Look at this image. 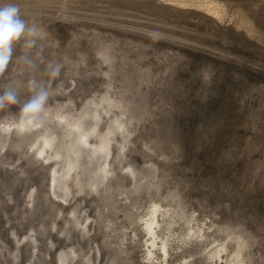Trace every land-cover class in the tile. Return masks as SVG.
<instances>
[{"label":"rangeland","instance_id":"374dc122","mask_svg":"<svg viewBox=\"0 0 264 264\" xmlns=\"http://www.w3.org/2000/svg\"><path fill=\"white\" fill-rule=\"evenodd\" d=\"M5 4L0 264H264V0Z\"/></svg>","mask_w":264,"mask_h":264},{"label":"clouds","instance_id":"9594fccd","mask_svg":"<svg viewBox=\"0 0 264 264\" xmlns=\"http://www.w3.org/2000/svg\"><path fill=\"white\" fill-rule=\"evenodd\" d=\"M32 33L34 28H27L26 22L20 15L19 6L14 4L0 5V74L6 71L13 57V46L25 34ZM32 84L35 81L31 82ZM47 92H40L30 99L21 110L25 113L39 112L47 99ZM18 103L17 94L11 89H5L0 95V108Z\"/></svg>","mask_w":264,"mask_h":264},{"label":"bare ground","instance_id":"6f19581e","mask_svg":"<svg viewBox=\"0 0 264 264\" xmlns=\"http://www.w3.org/2000/svg\"><path fill=\"white\" fill-rule=\"evenodd\" d=\"M27 114V113H26ZM120 115H121V111H119L118 113V117H117V126L120 128L122 126V121H120ZM77 120V119H76ZM71 122V121H70ZM76 123V122H75ZM23 124L29 128L30 130H33V129H36V123L33 122L32 118H31V115H25L23 117ZM80 124V123H79ZM9 126V125H8ZM78 126V125H77ZM81 128V127H80ZM90 131V130H89ZM4 132L8 134V130L7 129H4ZM109 132V131H108ZM84 135L85 133L80 131L79 133H75L74 137H73V141L75 143H82L84 141ZM109 137V136H108ZM103 138V137H102ZM87 139V138H86ZM86 141V140H85ZM91 141V140H90ZM105 141V140H104ZM43 145L44 144H49L50 143V137H44L43 139ZM95 143V142H94ZM110 143V142H109ZM99 144V142H98ZM43 145H41L39 147V150H42L43 149ZM97 145V144H96ZM95 145V146H96ZM106 145V143H101V146L104 147ZM78 147L79 145L77 144H72L70 148H73V147ZM49 151V150H48ZM47 155V154H45ZM48 156V155H47ZM47 156L45 158H47ZM44 157V156H43ZM65 165V164H64ZM71 166V164H70ZM105 169V168H104ZM106 170V169H105ZM108 171V170H107ZM68 173V171H65L64 174L62 175V178L64 177V175H66ZM64 189V188H63ZM160 210V205L159 204H154V208L151 210L150 214H149V217L146 218L144 220V224H145V228L147 230V233L150 235V245H149V252H150V255L154 254L155 251H154V248L156 247H160L162 250H164V254L166 255L168 253V249H167V242L166 240H164L163 238L161 239V243L159 244L158 242V237L160 236V234L157 232V227L159 226V218H158V211ZM223 248H225V246L222 245L221 248H218L217 250L214 251V254L220 256V253L222 252ZM239 253H237L236 256H238ZM61 256V255H60ZM62 261V260H61ZM64 262V261H63ZM62 262V263H63ZM231 264H244V261L240 258H236L234 260L233 263Z\"/></svg>","mask_w":264,"mask_h":264}]
</instances>
